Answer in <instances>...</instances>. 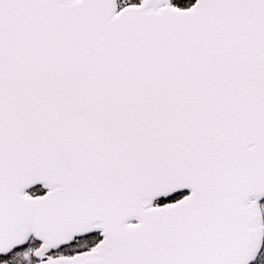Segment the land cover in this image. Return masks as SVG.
<instances>
[{
	"label": "snow or ice",
	"instance_id": "obj_1",
	"mask_svg": "<svg viewBox=\"0 0 264 264\" xmlns=\"http://www.w3.org/2000/svg\"><path fill=\"white\" fill-rule=\"evenodd\" d=\"M0 264H264V0H0Z\"/></svg>",
	"mask_w": 264,
	"mask_h": 264
}]
</instances>
